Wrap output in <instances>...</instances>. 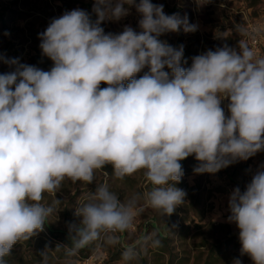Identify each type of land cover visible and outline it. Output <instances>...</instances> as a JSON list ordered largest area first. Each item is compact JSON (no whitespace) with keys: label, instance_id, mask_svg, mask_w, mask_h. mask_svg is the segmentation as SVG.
I'll return each mask as SVG.
<instances>
[{"label":"clouds","instance_id":"9594fccd","mask_svg":"<svg viewBox=\"0 0 264 264\" xmlns=\"http://www.w3.org/2000/svg\"><path fill=\"white\" fill-rule=\"evenodd\" d=\"M131 8L139 31L106 34L101 24ZM92 12L95 20L83 9L66 11L38 34L50 70L16 58L0 74V264L18 242L44 230L65 180L92 184L110 165L114 178L142 173L151 186L122 201L100 183L75 206L71 256L102 234L114 243L109 234L129 229L144 207L171 216L185 203L187 193L175 184L189 156L199 162L194 173L215 174L264 152V55L239 40L238 48L225 43L183 67L184 45L161 37L195 32L187 16L167 15L151 0H94ZM237 31L249 35L246 27ZM45 194L55 197L51 204ZM228 208L241 255L264 264V164L243 191H232ZM123 255L132 258L130 250Z\"/></svg>","mask_w":264,"mask_h":264},{"label":"rangeland","instance_id":"374dc122","mask_svg":"<svg viewBox=\"0 0 264 264\" xmlns=\"http://www.w3.org/2000/svg\"><path fill=\"white\" fill-rule=\"evenodd\" d=\"M163 4L167 15L187 16L189 23L196 24L192 33L169 32L161 37L176 48L184 45L183 67H190L192 58L205 51L223 46L238 48L239 40H245L258 54L264 55V0H151ZM94 0H0V74L13 69L5 61L18 58L21 63L35 65L45 71L53 62L42 55L38 34L45 31L53 18L66 11L83 9L92 15ZM203 3V4H201ZM139 14L135 8L119 21H105L101 24L105 33L118 34L125 26L139 31ZM249 29V35H241L237 29ZM9 35H5V33ZM227 37V38H221ZM187 61V63H184ZM146 71V69H145ZM143 73L137 74V78ZM101 87L106 85L101 84ZM228 101L222 104L227 113ZM184 175L175 187L183 189L187 195L185 203L176 207L173 214L163 218L157 211L144 207L133 220L131 227L114 235L116 240L109 243L107 236L89 244L81 252L68 255L69 247L62 234L68 235V225L75 221L74 209L95 191L100 183L107 182L112 191L124 201L134 194H143L150 189L142 173L114 178L112 167L97 171L92 184L73 183L65 180L56 194L61 203L49 217L43 231L27 241L18 242L8 258L10 264H42V252L47 255V264H233L240 259L242 264H252L247 255H241L239 230L234 223L227 222L230 215L228 200L232 191L240 187L243 191L250 182L252 173L264 164V152H259L248 160H240L215 174H196L198 165L194 155L181 161ZM55 197L45 194L44 202L51 204ZM154 219L158 228L169 239L170 253L156 256L151 249L152 232L142 230V224ZM181 226L185 227L182 229ZM131 251L132 258L124 259V253ZM5 258V257H4Z\"/></svg>","mask_w":264,"mask_h":264},{"label":"trees","instance_id":"16d2710c","mask_svg":"<svg viewBox=\"0 0 264 264\" xmlns=\"http://www.w3.org/2000/svg\"><path fill=\"white\" fill-rule=\"evenodd\" d=\"M182 229H185V227L181 226ZM142 230L145 231V232H152V235L150 237V243H151V249L153 250V254L156 255V256H163L165 253H170L171 251V248L169 246V239L167 236H165L163 234V231L164 229L162 227L158 228L154 219H149L148 221L144 222L142 224ZM48 232L52 233V234H62L63 236V241L64 243L67 244V246L71 247V243H70V240L68 238V235L64 232H59V231H54V230H51L48 228ZM154 241H159L158 244H154ZM84 248L80 249L81 252H83ZM8 258L7 256H5V258L3 259H6ZM4 264H10L8 261L4 262ZM205 264H211L210 261H208L207 263Z\"/></svg>","mask_w":264,"mask_h":264}]
</instances>
